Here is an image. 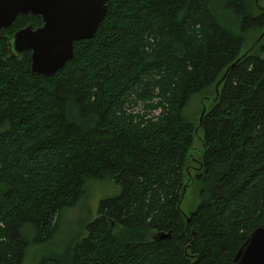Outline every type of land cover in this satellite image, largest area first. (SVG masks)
I'll use <instances>...</instances> for the list:
<instances>
[{"label":"trees","instance_id":"1","mask_svg":"<svg viewBox=\"0 0 264 264\" xmlns=\"http://www.w3.org/2000/svg\"><path fill=\"white\" fill-rule=\"evenodd\" d=\"M258 2L107 0L51 75L9 55L14 32L42 24L16 16L0 36V264L52 238L87 177L121 191L33 264H234L264 224V35L245 53L264 32Z\"/></svg>","mask_w":264,"mask_h":264},{"label":"water","instance_id":"2","mask_svg":"<svg viewBox=\"0 0 264 264\" xmlns=\"http://www.w3.org/2000/svg\"><path fill=\"white\" fill-rule=\"evenodd\" d=\"M106 2L107 0H0V36L16 16H39L42 19L40 26L33 28L27 25L9 37V55L19 58L28 50L31 72L51 75L73 56L75 41L93 36L106 14ZM263 35L264 32L245 53L250 51ZM238 60L239 58L229 68ZM225 74L216 84V94L218 84ZM201 104L199 124L195 131L206 111L203 103ZM233 261L234 264H264V224L249 234L234 254Z\"/></svg>","mask_w":264,"mask_h":264},{"label":"rangeland","instance_id":"3","mask_svg":"<svg viewBox=\"0 0 264 264\" xmlns=\"http://www.w3.org/2000/svg\"><path fill=\"white\" fill-rule=\"evenodd\" d=\"M257 4L261 8H264V0H259ZM201 103H203L206 108L204 99L196 96L191 99L185 110L186 114L190 115L194 122L197 121V118H199L201 113H199L200 106L202 107ZM135 108V110H139L141 108V103H138ZM155 113L156 112H154V114ZM194 138H198L196 136V132L194 134ZM194 146H196V150H199V143H196ZM191 155L192 153L190 151V156ZM120 191V185L112 178L87 177L83 186V192L80 194L76 202L62 210L55 235L43 244H38L32 247L26 255L23 264H33L36 257L50 251V249L57 242H64L72 235L82 231L85 234L84 229L86 224L95 219L97 216V209L100 200L117 196ZM198 202L199 199L194 193V190L188 189L181 203V210L188 214L195 209Z\"/></svg>","mask_w":264,"mask_h":264}]
</instances>
